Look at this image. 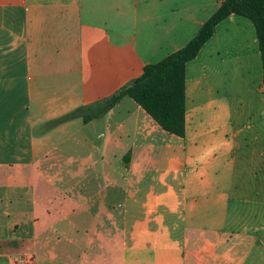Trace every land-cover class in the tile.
Wrapping results in <instances>:
<instances>
[{
  "label": "crops",
  "instance_id": "1",
  "mask_svg": "<svg viewBox=\"0 0 264 264\" xmlns=\"http://www.w3.org/2000/svg\"><path fill=\"white\" fill-rule=\"evenodd\" d=\"M225 0H0V264H264V67L231 15L186 68V134L106 100Z\"/></svg>",
  "mask_w": 264,
  "mask_h": 264
},
{
  "label": "trees",
  "instance_id": "2",
  "mask_svg": "<svg viewBox=\"0 0 264 264\" xmlns=\"http://www.w3.org/2000/svg\"><path fill=\"white\" fill-rule=\"evenodd\" d=\"M231 15L245 17L256 28L264 67V0H225L198 34L182 49L164 60L148 64L143 74L112 97L92 106L80 108L51 122L83 118L88 123L105 115L124 97L132 98L169 134H186V68L196 59L204 45L214 36L216 27Z\"/></svg>",
  "mask_w": 264,
  "mask_h": 264
}]
</instances>
